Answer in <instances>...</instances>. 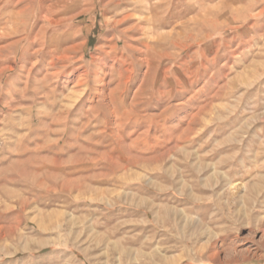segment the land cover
<instances>
[{
    "label": "rangeland",
    "instance_id": "1",
    "mask_svg": "<svg viewBox=\"0 0 264 264\" xmlns=\"http://www.w3.org/2000/svg\"><path fill=\"white\" fill-rule=\"evenodd\" d=\"M18 1L0 264H264V0Z\"/></svg>",
    "mask_w": 264,
    "mask_h": 264
},
{
    "label": "bare ground",
    "instance_id": "2",
    "mask_svg": "<svg viewBox=\"0 0 264 264\" xmlns=\"http://www.w3.org/2000/svg\"><path fill=\"white\" fill-rule=\"evenodd\" d=\"M15 1V0H14ZM18 1V0H17ZM47 0H20V1H18V3H20V5L21 4H25V6H23V8L21 9V10H19V11H17L16 13H14V12H12L13 13V16L15 17V16H17V17H22V16H24V14L25 13H27V12H29L32 8H34V6H35V4L37 3V2H41L42 4L43 3H45ZM124 1V0H123ZM122 1V2H123ZM135 1V0H134ZM51 2V1H50ZM114 2V1H113ZM112 2V3H113ZM140 2H142V1H140ZM147 2V1H146ZM151 2V1H150ZM181 2V1H180ZM202 2V1H201ZM11 3V2H10ZM17 3V2H16ZM127 3V2H126ZM138 3V2H137ZM148 3V2H147ZM184 3H185V1H184ZM183 3V4H184ZM12 4V3H11ZM143 4V3H142ZM158 4V3H157ZM165 4V3H164ZM163 4V5H164ZM132 5V4H131ZM168 5V4H167ZM187 5V4H186ZM14 6V5H13ZM17 6H19V5H17ZM46 6V5H45ZM150 6V5H149ZM153 6V5H152ZM159 6H160V4H159ZM158 6V7H159ZM168 6H170V5H168ZM201 6H202V4H201ZM15 7H16V5H15ZM112 7H113V5H112ZM127 7V6H126ZM154 7V6H153ZM165 7V6H164ZM187 7V6H186ZM204 7V6H203ZM119 8V7H118ZM134 8H135V6H134ZM146 8V7H145ZM157 8V7H156ZM163 7H161V9H162ZM168 8H170V7H168ZM43 9V8H42ZM46 9V8H45ZM124 9V8H123ZM128 9V8H127ZM140 9H143V7L142 8H140ZM147 9V8H146ZM152 9V8H151ZM160 9V8H159ZM166 9V8H165ZM172 9V8H171ZM185 9V8H184ZM187 9H189V8H187ZM38 10H39V8H38ZM47 10H49L48 8H47ZM110 10V9H109ZM149 10V9H148ZM157 10V9H156ZM177 10V9H176ZM33 11V10H32ZM65 11V10H64ZM113 12L115 11V10H112ZM157 11H159V10H157ZM173 11V10H172ZM10 12V11H9ZM116 12V11H115ZM129 12V11H128ZM135 12V11H134ZM149 12V11H148ZM153 12V11H152ZM151 12V13H152ZM171 12V11H170ZM204 11L202 10V13H203ZM109 13V12H108ZM119 13H120V11H119ZM118 13V14H119ZM150 13V14H151ZM32 14V13H31ZM111 14V13H110ZM128 14V13H127ZM130 15H131V13H130ZM148 15V14H147ZM121 16V15H120ZM152 16V15H151ZM153 17V16H152ZM147 18V17H146ZM8 19H9V17H8ZM75 19H76V17H75ZM74 19V20H75ZM145 19V18H144ZM153 20L155 19L154 17L152 18ZM140 20V19H139ZM148 20V19H147ZM151 20V19H150ZM156 20V19H155ZM12 21H13V19H12ZM15 21V20H14ZM13 21V22H14ZM48 21V20H47ZM158 21V20H157ZM15 22H17V21H15ZM124 22V21H123ZM149 22V21H148ZM154 22V21H153ZM152 22V23H153ZM185 22V21H184ZM22 23V22H21ZM146 23V22H145ZM162 23V22H161ZM161 23H159V24H161ZM141 24V23H140ZM183 24V23H182ZM28 25V24H27ZM53 25L55 26L53 29L54 30H57V29H64V28H68V27H70L69 25L70 24H68V23H65V21H60V22H57V23H53ZM52 25V26H53ZM145 26V25H144ZM152 26V25H151ZM11 27V26H10ZM50 27V26H49ZM141 27H143V26H141ZM47 29H48V27H46ZM46 28H42L41 30H40V33L38 34V35H40V37H41V35H44L45 34V31L47 30ZM140 28V27H139ZM145 28H147V27H145ZM153 28V27H152ZM49 29H51V28H49ZM141 30H143V29H141ZM12 31H13V29H12ZM151 31H153L152 29H151ZM15 32V33H14ZM67 32V31H66ZM65 32V33H66ZM70 32V31H69ZM74 32V31H73ZM72 32V33H73ZM142 32V31H141ZM12 33H14V34H18L19 33V31H16L15 29H14V31L12 32ZM68 33V32H67ZM147 33V32H146ZM10 34H11V32H10ZM9 35V34H8ZM37 35V36H38ZM59 35H61V34H59ZM47 36V35H46ZM68 36L69 37H73L74 38V35L73 34H68ZM10 37V36H9ZM55 37V36H54ZM61 37V36H60ZM42 38V37H41ZM52 39H54V38H52ZM57 38H55V40H56ZM47 40V39H46ZM50 40V39H49ZM39 43H43L44 42V40H41V41H38ZM53 42V41H52ZM38 43V44H39ZM54 43V42H53ZM50 91H52V90H50ZM121 141V140H120Z\"/></svg>",
    "mask_w": 264,
    "mask_h": 264
}]
</instances>
